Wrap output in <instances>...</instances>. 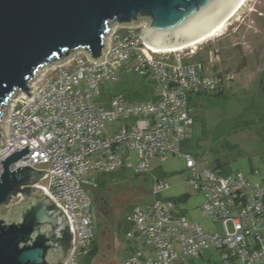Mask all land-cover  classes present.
<instances>
[{"label": "built area", "instance_id": "built-area-1", "mask_svg": "<svg viewBox=\"0 0 264 264\" xmlns=\"http://www.w3.org/2000/svg\"><path fill=\"white\" fill-rule=\"evenodd\" d=\"M144 28L113 25L104 59L79 50L41 68L29 85L30 96L18 92L7 105L0 162L29 145L30 152L10 169L28 165L47 171L20 188L42 187L67 215L71 248L64 264H91L87 258L97 237L92 192L100 175L121 169L150 177L153 194L151 202L136 204L126 216L131 252L124 264H194L209 251L218 252L217 258L209 255L210 264H264V170H253L252 179L218 165L208 169L181 153L182 141L192 137L190 94L225 90L233 75L207 74L202 63L184 62L180 51L150 47ZM126 68L151 77L156 98L132 101L123 92L104 90L98 101ZM116 120L121 125L105 132ZM171 154L185 158L189 181L203 196L202 211L222 233L205 230L183 214L178 200L162 196L167 184L151 162Z\"/></svg>", "mask_w": 264, "mask_h": 264}, {"label": "water", "instance_id": "water-1", "mask_svg": "<svg viewBox=\"0 0 264 264\" xmlns=\"http://www.w3.org/2000/svg\"><path fill=\"white\" fill-rule=\"evenodd\" d=\"M228 1L0 0V145L4 107L18 92L30 96L29 85L41 68L79 50L94 60L104 59L113 24L130 25L140 18L150 21L144 35L182 41L185 37L179 35ZM230 9L225 7L224 14ZM31 149L27 145L0 162V264H64L71 248L69 242L66 252L62 244L67 228L71 240L67 215L42 187L20 188L39 181L47 171L28 165L10 169ZM19 192L28 201L4 207Z\"/></svg>", "mask_w": 264, "mask_h": 264}, {"label": "rangeland", "instance_id": "rangeland-1", "mask_svg": "<svg viewBox=\"0 0 264 264\" xmlns=\"http://www.w3.org/2000/svg\"><path fill=\"white\" fill-rule=\"evenodd\" d=\"M149 23L147 18H140L132 24H144L146 27ZM263 46L264 0H248L219 36L180 51L184 62L202 63L207 74L233 75L224 92L192 93L189 97L194 123L192 137L181 143V153L193 155L203 167L214 169L218 165L225 172H242L252 179L255 178L253 170H264V87L258 82L264 72L260 69L263 64L258 62L256 53L262 51ZM56 72L51 70L50 75ZM121 72L120 79L103 88L97 98L104 90L115 91L124 82V75L128 76V81L130 78H143L131 69ZM143 83L156 87L151 77ZM4 110L7 113L9 108L5 106ZM120 125V120L108 122L104 131L110 132ZM151 167L167 184L162 196L175 200L183 197L178 203L189 220L200 222L207 231L222 233L221 225L203 213V196L194 190L189 181L190 172L184 157L171 154L155 158ZM99 178L106 179V184L92 192V213L97 233L94 264H124L131 252L125 228L126 216L136 204L153 200L152 181L147 175H137L127 169L100 175ZM23 201H28V197H14L4 207ZM210 254L217 258L218 252L209 251L205 258L193 263L210 264L207 261Z\"/></svg>", "mask_w": 264, "mask_h": 264}, {"label": "bare ground", "instance_id": "bare-ground-1", "mask_svg": "<svg viewBox=\"0 0 264 264\" xmlns=\"http://www.w3.org/2000/svg\"><path fill=\"white\" fill-rule=\"evenodd\" d=\"M247 2L248 0H229L218 12L179 35L185 37L182 41L171 42L167 39L151 38L146 34L144 36L149 46L154 49L182 51L190 47H196V45L202 44L211 37L219 36L220 32L236 17ZM225 7H231L230 11L226 14H224L225 11L223 10ZM218 16L221 18L219 19Z\"/></svg>", "mask_w": 264, "mask_h": 264}, {"label": "trees", "instance_id": "trees-1", "mask_svg": "<svg viewBox=\"0 0 264 264\" xmlns=\"http://www.w3.org/2000/svg\"><path fill=\"white\" fill-rule=\"evenodd\" d=\"M128 76L124 75V82H122L121 84H119L118 88L115 91H107L108 95L113 93V92H123L125 93V95L128 97L129 100H139V101H146V100H151V99H155L156 95H155V89L149 86L144 85V81L147 80L145 77L141 78V80H136V79H131L128 81L127 80ZM129 79V78H128ZM224 92V90H221L217 93H222ZM112 173V172H111ZM105 175V174H102ZM98 183L99 186L98 187H103L106 184V179L104 178H98ZM19 190V188L16 190V192ZM15 192V193H16ZM29 193V190H28ZM11 198V197H10ZM9 198V200H10ZM184 198H180L178 200H183ZM8 200V201H9ZM126 230H129V225L126 223L125 225ZM126 231V232H127ZM69 242H70V236H69V231L68 228L65 230L64 232V237L62 239V244L64 247V251L67 252L68 248H69ZM97 254V241L96 239L93 242L92 245V249L90 252V255L88 256L87 260L91 263L94 264L96 259H95V255Z\"/></svg>", "mask_w": 264, "mask_h": 264}, {"label": "crops", "instance_id": "crops-1", "mask_svg": "<svg viewBox=\"0 0 264 264\" xmlns=\"http://www.w3.org/2000/svg\"><path fill=\"white\" fill-rule=\"evenodd\" d=\"M256 53H257V57H258V62L261 63V64H263L262 67H260V69H262L263 72H264V46H263V50H262V51L259 50V52L256 51ZM263 74H264V73H263ZM258 82H259V85H260L261 87H264V76L261 77V78L258 80Z\"/></svg>", "mask_w": 264, "mask_h": 264}]
</instances>
